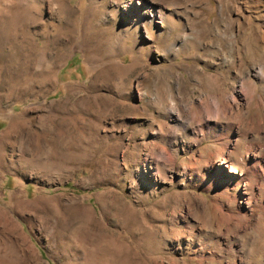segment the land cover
Segmentation results:
<instances>
[{"label": "rangeland", "instance_id": "374dc122", "mask_svg": "<svg viewBox=\"0 0 264 264\" xmlns=\"http://www.w3.org/2000/svg\"><path fill=\"white\" fill-rule=\"evenodd\" d=\"M0 264H264V0H0Z\"/></svg>", "mask_w": 264, "mask_h": 264}, {"label": "bare ground", "instance_id": "6f19581e", "mask_svg": "<svg viewBox=\"0 0 264 264\" xmlns=\"http://www.w3.org/2000/svg\"><path fill=\"white\" fill-rule=\"evenodd\" d=\"M142 5L144 6V13L146 14V15H149V16H152V17H154V16H156V15H159L160 16V18L162 19V20H164V16H163V14H160L159 12H156L154 9H153V7L151 6V4H147L145 1L144 2H142ZM259 72H261V70H259ZM144 96H146V95H148L146 92H143L142 93ZM172 97V96H171ZM172 104H173V102H172ZM180 116V115H179ZM253 182V181H252ZM248 203H250V202H248ZM246 211L248 212V213H252L253 212V209H251L250 207L249 208H247L246 209ZM255 213V212H254ZM247 214V213H246Z\"/></svg>", "mask_w": 264, "mask_h": 264}]
</instances>
